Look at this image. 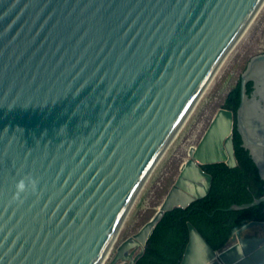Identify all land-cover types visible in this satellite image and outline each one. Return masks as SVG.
I'll list each match as a JSON object with an SVG mask.
<instances>
[{
    "label": "water",
    "instance_id": "obj_1",
    "mask_svg": "<svg viewBox=\"0 0 264 264\" xmlns=\"http://www.w3.org/2000/svg\"><path fill=\"white\" fill-rule=\"evenodd\" d=\"M263 10L264 0H0V264H103L145 183ZM234 129V113L221 109L156 214L109 264H137L168 211L210 193L204 165H238ZM237 130L264 180V53L241 76ZM28 178L37 191L16 197ZM255 226L264 221L215 250L189 222L181 264H264V233L245 235Z\"/></svg>",
    "mask_w": 264,
    "mask_h": 264
},
{
    "label": "trees",
    "instance_id": "obj_2",
    "mask_svg": "<svg viewBox=\"0 0 264 264\" xmlns=\"http://www.w3.org/2000/svg\"><path fill=\"white\" fill-rule=\"evenodd\" d=\"M253 83L248 85L252 94ZM241 104V79L226 98L223 109L235 115L234 145L238 165L225 162L204 165L213 175L210 193L187 208L168 211L154 229L137 264H181L190 241L192 222L215 250L224 249L236 232L252 221H264V202L246 209L231 210L233 204L253 202L264 195V180L250 151L243 147L237 130Z\"/></svg>",
    "mask_w": 264,
    "mask_h": 264
},
{
    "label": "rangeland",
    "instance_id": "obj_3",
    "mask_svg": "<svg viewBox=\"0 0 264 264\" xmlns=\"http://www.w3.org/2000/svg\"><path fill=\"white\" fill-rule=\"evenodd\" d=\"M264 53V10L248 34L237 46L222 68L214 84L189 118L185 128L172 143L165 157L153 171L146 188L138 197L111 253L103 264H109L116 247L127 237L137 233L157 212L169 190L176 182L181 167L188 160L189 149L197 145L208 131L218 112L223 109L226 98L239 83L251 58ZM253 233H264L255 226ZM250 229V230H251Z\"/></svg>",
    "mask_w": 264,
    "mask_h": 264
},
{
    "label": "clouds",
    "instance_id": "obj_4",
    "mask_svg": "<svg viewBox=\"0 0 264 264\" xmlns=\"http://www.w3.org/2000/svg\"><path fill=\"white\" fill-rule=\"evenodd\" d=\"M39 181L35 178H28L27 180L21 179L15 186V196L20 197L25 192L31 190L32 192L37 191Z\"/></svg>",
    "mask_w": 264,
    "mask_h": 264
},
{
    "label": "bare ground",
    "instance_id": "obj_5",
    "mask_svg": "<svg viewBox=\"0 0 264 264\" xmlns=\"http://www.w3.org/2000/svg\"><path fill=\"white\" fill-rule=\"evenodd\" d=\"M250 30V29H249ZM249 32V31H248ZM248 32L246 33V35L248 34ZM245 35V36H246ZM245 36H244V38H245ZM243 38V39H244ZM242 39V40H243ZM241 43V42H240ZM237 48V47H236ZM235 48V49H236ZM235 49L227 56V58L225 59V61L223 62V64H222V66H221V68L219 69V71L217 72V74L215 75V77H214V79H213V81L211 82V84L209 85V87L207 88V90H206V92H205V94L203 95V97L201 98V100L199 101V103H198V105H197V107L199 106V104L201 103V101L203 100V98L205 97V95L207 94V92H208V90L211 88V86L214 84V82H215V80H216V78L219 76V74H220V72H221V70H222V68L224 67V65L226 64V62L228 61V59H229V57L232 55V53L235 51ZM196 107V108H197ZM196 108H195V110H196ZM194 110V111H195ZM193 111V112H194ZM192 114H194V113H192ZM191 114V115H192ZM186 126V125H185ZM185 126L183 127V129L185 128ZM182 129V130H183ZM182 132V131H181ZM181 132L179 133V135L181 134ZM176 138H178V135L176 136ZM176 138L173 140V142L176 140ZM172 142V143H173ZM172 143L170 144V146L172 145ZM170 146L168 147V149L170 148ZM168 149L166 150V152L168 151ZM166 152H165V154L163 155V157H162V159L165 157V155H166ZM188 155H189V152H188ZM161 159V160H162ZM160 160V161H161ZM151 177V176H150ZM150 177H149V179H150ZM149 179L147 180V182L145 183V185H144V187L142 188V190H141V192L139 193V196H140V194L143 192V190L146 188V186H147V184H148V182H149ZM138 196V197H139ZM138 197H137V199H138ZM137 199H136V201H137ZM136 201H135V203H136ZM130 214V213H129ZM129 216V215H128ZM128 218V217H127Z\"/></svg>",
    "mask_w": 264,
    "mask_h": 264
},
{
    "label": "crops",
    "instance_id": "obj_6",
    "mask_svg": "<svg viewBox=\"0 0 264 264\" xmlns=\"http://www.w3.org/2000/svg\"><path fill=\"white\" fill-rule=\"evenodd\" d=\"M253 229H251V230H248L246 233H245V235L246 236H250V235H253Z\"/></svg>",
    "mask_w": 264,
    "mask_h": 264
},
{
    "label": "flooded vegetation",
    "instance_id": "obj_7",
    "mask_svg": "<svg viewBox=\"0 0 264 264\" xmlns=\"http://www.w3.org/2000/svg\"><path fill=\"white\" fill-rule=\"evenodd\" d=\"M254 234H260V233H259V232H255V233H253V235H254Z\"/></svg>",
    "mask_w": 264,
    "mask_h": 264
}]
</instances>
